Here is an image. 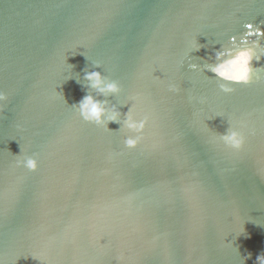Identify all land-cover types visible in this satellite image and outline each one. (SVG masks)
<instances>
[{"label":"water","instance_id":"obj_1","mask_svg":"<svg viewBox=\"0 0 264 264\" xmlns=\"http://www.w3.org/2000/svg\"><path fill=\"white\" fill-rule=\"evenodd\" d=\"M252 40L264 54V0H0V264H257L264 57L230 93L190 68ZM86 94L147 118L136 148L79 116Z\"/></svg>","mask_w":264,"mask_h":264},{"label":"clouds","instance_id":"obj_2","mask_svg":"<svg viewBox=\"0 0 264 264\" xmlns=\"http://www.w3.org/2000/svg\"><path fill=\"white\" fill-rule=\"evenodd\" d=\"M243 43L247 46L239 47L238 49L235 46L229 48H224L222 46L221 50L215 53L214 64L206 65L203 69H200L195 64H191L190 68L194 72L208 71L213 73L218 81H222L219 83L220 91L223 93H230L233 90L230 87L231 84L249 83L254 69L252 67V61L255 60L259 62L261 58L264 57V54L258 55L255 51L256 48L261 47L258 41L252 40ZM200 48L201 46L198 45L194 47L191 52L199 51ZM69 66L72 67V65ZM94 67L99 68L101 66L99 64H94ZM71 78L72 77H67L66 79ZM83 79L87 82L89 88L95 90L100 95H118L121 92V88L116 81L107 79L99 71H85ZM77 82L79 83V81ZM6 99L7 97L5 95L0 94V103H3ZM72 108L76 109L79 116L87 123L94 124L98 127H104L108 131H110L108 128L109 123H116L120 125V130L125 129L133 133L134 135L128 136L124 141L125 147L129 149L136 148L143 138L142 134L147 123V118L137 119L136 115L133 113V107L123 115L122 119L121 112L115 107L109 108L106 102L102 103L96 100L91 94H86L77 104H74ZM218 139L226 147L233 150H240L245 142L243 133L233 128L231 125H229L225 134L218 136ZM15 166L18 168H26L29 171H36L38 163L35 158L28 156L18 159ZM250 258L251 254L249 253L248 256L244 258V261ZM257 264H264V255L257 256Z\"/></svg>","mask_w":264,"mask_h":264},{"label":"snow or ice","instance_id":"obj_3","mask_svg":"<svg viewBox=\"0 0 264 264\" xmlns=\"http://www.w3.org/2000/svg\"><path fill=\"white\" fill-rule=\"evenodd\" d=\"M247 27H248V28H251V27H252V25H251V24H249V25H247Z\"/></svg>","mask_w":264,"mask_h":264}]
</instances>
